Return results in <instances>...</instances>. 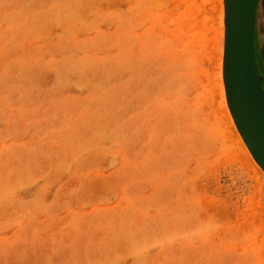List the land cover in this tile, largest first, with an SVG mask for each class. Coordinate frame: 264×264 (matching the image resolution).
Here are the masks:
<instances>
[{"label":"rangeland","instance_id":"1","mask_svg":"<svg viewBox=\"0 0 264 264\" xmlns=\"http://www.w3.org/2000/svg\"><path fill=\"white\" fill-rule=\"evenodd\" d=\"M225 3L0 0V264H264Z\"/></svg>","mask_w":264,"mask_h":264},{"label":"water","instance_id":"2","mask_svg":"<svg viewBox=\"0 0 264 264\" xmlns=\"http://www.w3.org/2000/svg\"><path fill=\"white\" fill-rule=\"evenodd\" d=\"M258 1L225 0L223 80L230 111L264 171V89L255 61Z\"/></svg>","mask_w":264,"mask_h":264},{"label":"flooded vegetation","instance_id":"3","mask_svg":"<svg viewBox=\"0 0 264 264\" xmlns=\"http://www.w3.org/2000/svg\"><path fill=\"white\" fill-rule=\"evenodd\" d=\"M260 22L259 31L255 29V61L259 80L264 89V0L258 1L256 22Z\"/></svg>","mask_w":264,"mask_h":264},{"label":"bare ground","instance_id":"4","mask_svg":"<svg viewBox=\"0 0 264 264\" xmlns=\"http://www.w3.org/2000/svg\"><path fill=\"white\" fill-rule=\"evenodd\" d=\"M226 21V20H225ZM261 26V25H260ZM223 36L225 37V35H224V25H222L221 26V37H222V39H223ZM222 50H223V47H222ZM219 66H220V71H219V74H220V77H222L221 76V72H222V62H223V59H222V56L220 57V59H219ZM219 93H220V96H221V98H222V100H223V105L225 106V115H226V117H227V119H228V122H229V124H230V127H231V130H232V132L234 133V135H236V137L238 138V141L239 142H241V144H242V148H245V154L248 152V154H249V151H248V149L246 148V146H247V144H246V142H245V140L243 139V136H242V134H241V132H240V130H239V128H238V126H237V124H236V122H235V119H234V115L231 113V111H230V108H229V106H228V103H227V99H226V91H225V86H224V81H223V78H222V82H221V84H220V86H219ZM240 144V145H241ZM248 147V146H247ZM244 150V149H243ZM252 153V152H251ZM247 154V157L248 158H250L249 160L250 161H252V163H257V159L255 158V156L253 155V153L252 154H249L248 155ZM254 165V164H253ZM259 165V164H258ZM258 169V168H257ZM262 169V168H261ZM258 170H260V169H258ZM264 172V171H263ZM260 173H261V171H260Z\"/></svg>","mask_w":264,"mask_h":264}]
</instances>
